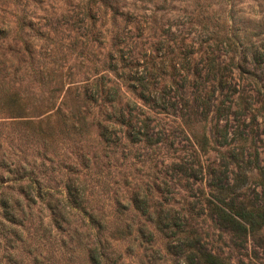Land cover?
<instances>
[{
	"label": "rangeland",
	"instance_id": "rangeland-1",
	"mask_svg": "<svg viewBox=\"0 0 264 264\" xmlns=\"http://www.w3.org/2000/svg\"><path fill=\"white\" fill-rule=\"evenodd\" d=\"M222 199L264 207V0H0V264H264Z\"/></svg>",
	"mask_w": 264,
	"mask_h": 264
},
{
	"label": "trees",
	"instance_id": "trees-1",
	"mask_svg": "<svg viewBox=\"0 0 264 264\" xmlns=\"http://www.w3.org/2000/svg\"><path fill=\"white\" fill-rule=\"evenodd\" d=\"M229 186L221 187V195L229 191ZM232 189V188H231ZM234 201L227 203L222 199V205L216 206V216L222 225L229 227L235 233L247 231V227L256 229L264 224V207L240 206L236 207ZM3 209L7 212V220L10 225L16 226L17 221L14 214H10L9 206L3 203ZM10 214V215H9ZM176 233L183 235L186 231L181 227L174 225ZM186 247L191 251L190 262L193 264H226L221 258L209 252L203 242L197 237L186 238ZM197 261V263H194Z\"/></svg>",
	"mask_w": 264,
	"mask_h": 264
}]
</instances>
